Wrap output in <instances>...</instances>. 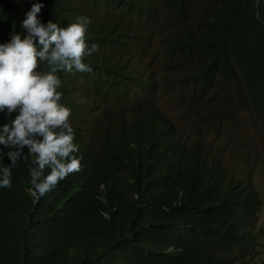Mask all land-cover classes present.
<instances>
[{"label":"trees","instance_id":"obj_1","mask_svg":"<svg viewBox=\"0 0 264 264\" xmlns=\"http://www.w3.org/2000/svg\"><path fill=\"white\" fill-rule=\"evenodd\" d=\"M33 3L45 24L88 17L98 50L91 72L56 73L81 170L37 199L24 147L0 187V264H264L257 184L193 138L239 144L236 157L249 126L264 138V0H0V43ZM17 115L0 113V134Z\"/></svg>","mask_w":264,"mask_h":264},{"label":"clouds","instance_id":"obj_2","mask_svg":"<svg viewBox=\"0 0 264 264\" xmlns=\"http://www.w3.org/2000/svg\"><path fill=\"white\" fill-rule=\"evenodd\" d=\"M43 7L42 3H33L21 24V34L13 33L9 42L0 43V113L7 110L11 116L18 112L15 119L2 126L0 134V145L11 149L7 156L12 162L0 169V187L11 188L12 168L24 157L27 146L29 153L35 154L29 193L37 199L69 174L79 172L83 159L75 155L79 148L69 123L71 110L59 103L61 93L57 88L61 81L56 73L73 69L91 72L84 57L98 50V45L89 46L85 41L91 24L88 17L80 16L76 23L62 28L51 20L41 22L38 14ZM45 62L51 70L39 71Z\"/></svg>","mask_w":264,"mask_h":264},{"label":"rangeland","instance_id":"obj_3","mask_svg":"<svg viewBox=\"0 0 264 264\" xmlns=\"http://www.w3.org/2000/svg\"><path fill=\"white\" fill-rule=\"evenodd\" d=\"M169 97L167 94L163 93L161 97V106L168 111L172 116L183 117L185 111L181 110L177 106L172 108L168 106L167 99ZM252 133L253 137L249 136L250 150L246 151L247 155L244 157H236L235 152L238 150L239 144L226 143L225 139L218 140L217 136L203 135L202 133L196 135L193 138L204 142L208 147L209 151L213 156H216L220 159H226L229 166L233 168L235 174H240L244 177H251L257 184L258 190L261 193V198L263 200V210L261 213V226L264 228V138L262 137L259 129L256 127H248L247 134ZM243 144V139L240 142ZM261 262L264 260V244L260 249Z\"/></svg>","mask_w":264,"mask_h":264},{"label":"bare ground","instance_id":"obj_4","mask_svg":"<svg viewBox=\"0 0 264 264\" xmlns=\"http://www.w3.org/2000/svg\"><path fill=\"white\" fill-rule=\"evenodd\" d=\"M256 183V182H255ZM258 188V187H257ZM260 192V191H259ZM261 194V193H260Z\"/></svg>","mask_w":264,"mask_h":264}]
</instances>
